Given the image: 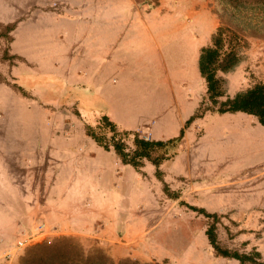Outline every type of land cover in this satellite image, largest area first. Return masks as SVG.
<instances>
[{
	"label": "crops",
	"instance_id": "obj_1",
	"mask_svg": "<svg viewBox=\"0 0 264 264\" xmlns=\"http://www.w3.org/2000/svg\"><path fill=\"white\" fill-rule=\"evenodd\" d=\"M211 2L214 0L98 1L92 14H84L88 4L77 1V10L81 9L77 15L81 16L75 20L64 18L66 24L76 23L78 29L69 38L77 39L76 46L70 49L67 41L60 52L64 84L81 93L100 94L97 88L107 81L102 72L111 70L118 81L116 85L122 88L119 90L126 89L124 103H127L128 94L135 86L134 78L141 80L139 114L129 115L118 106L114 115L106 100L107 109L101 115L107 114L120 128L138 131L147 139L168 140L179 136L199 109L201 100H197V80L187 74L172 73L167 48L171 46L169 50L173 54L187 55L188 59L192 56L197 67L204 44L198 43L196 30L207 41L220 26ZM75 47L77 51H73ZM181 67L188 69L186 63ZM92 71L97 75H90ZM141 72L145 77L140 78ZM203 86L206 94V82ZM193 127L194 124L186 129L180 155L161 169L165 182L173 189H183L187 199L192 193L207 198L211 186L188 183L180 186L177 183L182 181L176 179L178 176L191 180L196 166L203 162L195 159L194 154L184 153ZM70 131L69 137L57 133L58 138H51L38 150L34 165L43 168L40 178L32 185L29 180L19 189L20 195L13 196L19 199L18 205L8 204V209H0V216L13 220V234L24 233L26 227L36 229L44 223L48 238L79 236L102 245L116 259L131 257L146 262L197 264L193 261L195 254L199 260L204 259L199 241L212 254L206 229L199 233L201 230L196 229L194 222L188 223V238L185 243H179L182 248L176 249V222L186 210L180 208L179 201L167 198L155 165L146 162L138 170L124 164L113 150L99 146L87 131ZM199 146L197 143L193 147L198 150ZM202 178L205 182L209 176ZM223 195L220 193L219 198Z\"/></svg>",
	"mask_w": 264,
	"mask_h": 264
},
{
	"label": "rangeland",
	"instance_id": "obj_2",
	"mask_svg": "<svg viewBox=\"0 0 264 264\" xmlns=\"http://www.w3.org/2000/svg\"><path fill=\"white\" fill-rule=\"evenodd\" d=\"M77 1L82 0H0V23H15L17 26L8 36L0 25V209H8V204L10 207L14 203L18 205L19 199L13 196H17L19 189L24 188L29 180L32 185L40 178L38 175L43 168L34 165L39 157L38 150L49 143L51 138H58L57 133L61 137H69L70 130L87 131L88 125L95 126L101 113L107 109V101L114 115H117L118 106L125 108L129 115L139 114L142 102L139 96L141 80L134 78L135 86L128 94L127 103H124L126 89L119 90L122 88L116 85L118 81L111 70L105 69L102 72L107 81L103 87L97 88L100 94L90 91L81 93L64 84L60 52L67 46V41L70 49L76 46L77 39L69 38L78 31L76 23L66 24L64 18L75 20L81 16L77 15L81 11L77 10ZM98 1L112 0H84L88 4L84 14H92L93 6ZM210 4L220 22L216 11L223 12V5L219 0ZM262 16L264 18V14ZM248 26L250 30V24ZM257 28L259 36L248 37L246 44L240 48L243 54L241 65L230 73L220 74L230 97L264 83V23L261 20ZM196 33L200 40L198 43L204 46L212 44L214 34L209 40L203 41L199 29ZM76 48L73 51H77ZM170 48H167V57L172 73L182 76L187 74L190 79L197 80V100H201L199 109L205 113L192 123L194 127L187 139L189 146L184 150V153L194 154L195 159H202L203 162L196 166L191 180L177 176L176 179L182 181L177 184H207L212 187L207 198H202L198 193H192L189 199L183 198L191 205L220 215L218 233L225 247L240 252L258 249L264 256V126L255 116L243 112L219 114L209 110L213 105L207 91L205 94V81L198 64L194 67L192 56L188 59L187 55L173 54ZM47 55L49 57L45 59ZM55 58L58 60L55 61ZM46 60L49 64L45 63ZM183 63L187 64L188 69L181 67ZM177 66L178 70L175 69ZM143 74L141 72L140 78L145 77ZM90 75L97 74L92 71ZM128 142L133 148V140L128 139ZM197 143L200 146L195 150L193 146ZM203 170L205 173H202ZM203 175L209 176L205 182H202ZM175 190L184 193L183 189ZM220 193L224 194L222 199L219 198ZM180 208L186 211L180 221L176 222L177 239L174 243L178 244L175 246L177 250L182 248L181 242L185 243L188 238V223L194 222L196 229L202 233V229L207 230L212 221L186 206L180 205ZM12 223L11 218L0 216V264H20V258L28 248L17 247L23 233L13 234ZM30 230V227L23 229L24 233ZM46 237L45 233L38 242L58 236ZM76 237L88 247L97 245ZM202 245L199 241L204 259L199 260L196 254L192 256L197 264H240L236 260L217 256L213 248L212 254H209V247ZM150 262L170 264L168 261Z\"/></svg>",
	"mask_w": 264,
	"mask_h": 264
},
{
	"label": "trees",
	"instance_id": "obj_3",
	"mask_svg": "<svg viewBox=\"0 0 264 264\" xmlns=\"http://www.w3.org/2000/svg\"><path fill=\"white\" fill-rule=\"evenodd\" d=\"M223 12L216 11L220 26L213 35L212 44L204 46L200 51L198 68L207 85V94L213 110L219 114L243 112L255 116L264 126V83L256 84L248 90L237 93L234 97L227 95L225 81L221 73H230L243 61L241 46L248 37L259 36L257 25L264 23V0H219ZM244 22V23H243ZM250 24V30H248ZM9 36L16 24H2ZM226 98L225 100H222ZM205 115L199 109L187 122L179 136L168 140H152L143 137L138 131L120 128L107 114L99 117L95 126H87V134L99 146L107 151L113 150L122 162L141 170L146 162L157 167V177L164 182V192L168 199L179 201L206 218L212 220L206 230V236L217 256L238 261L240 264H264L261 251L240 252L225 247L218 233L220 215L206 208L191 205L183 198L182 190H175L165 182V173L161 166L174 161L184 143L186 129ZM128 139L133 140V148ZM20 264H157L142 262L131 257L116 259L103 246L97 244L88 247L76 237L62 235L38 242L29 246L20 258Z\"/></svg>",
	"mask_w": 264,
	"mask_h": 264
},
{
	"label": "built area",
	"instance_id": "obj_4",
	"mask_svg": "<svg viewBox=\"0 0 264 264\" xmlns=\"http://www.w3.org/2000/svg\"><path fill=\"white\" fill-rule=\"evenodd\" d=\"M46 233V224L41 223L36 229L30 230L26 233H23V238L20 239L17 243L18 248H27L44 237Z\"/></svg>",
	"mask_w": 264,
	"mask_h": 264
}]
</instances>
